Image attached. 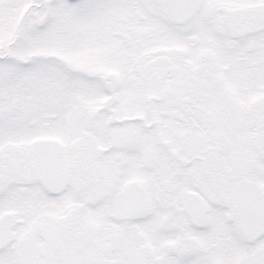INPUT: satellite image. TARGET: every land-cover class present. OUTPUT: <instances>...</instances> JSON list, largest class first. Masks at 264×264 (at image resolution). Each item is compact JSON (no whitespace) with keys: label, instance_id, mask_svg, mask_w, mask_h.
<instances>
[{"label":"snow or ice","instance_id":"1","mask_svg":"<svg viewBox=\"0 0 264 264\" xmlns=\"http://www.w3.org/2000/svg\"><path fill=\"white\" fill-rule=\"evenodd\" d=\"M0 264H264V0H0Z\"/></svg>","mask_w":264,"mask_h":264}]
</instances>
